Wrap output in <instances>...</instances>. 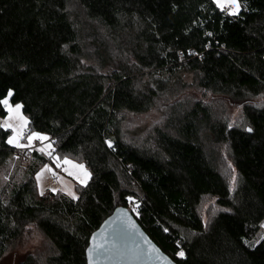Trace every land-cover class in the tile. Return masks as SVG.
Segmentation results:
<instances>
[{"label": "trees", "instance_id": "16d2710c", "mask_svg": "<svg viewBox=\"0 0 264 264\" xmlns=\"http://www.w3.org/2000/svg\"><path fill=\"white\" fill-rule=\"evenodd\" d=\"M240 2L233 14L214 0H0V100L11 91L28 132L54 138L53 153L31 151L22 179L0 182V264L30 224L51 249L10 264H87L91 233L120 205L178 264H264V239L247 236L264 221V99L254 101L264 95V0ZM185 72L242 105L244 125L187 98ZM161 104L148 145L124 137V115ZM10 133L0 125V168ZM223 143L234 188L219 169ZM56 153L91 171L77 196L38 191L35 174ZM204 194L228 209L207 226Z\"/></svg>", "mask_w": 264, "mask_h": 264}, {"label": "rangeland", "instance_id": "374dc122", "mask_svg": "<svg viewBox=\"0 0 264 264\" xmlns=\"http://www.w3.org/2000/svg\"><path fill=\"white\" fill-rule=\"evenodd\" d=\"M239 4L240 7L238 11L241 8L240 0ZM222 8L233 13L231 7L227 3H225ZM183 76L186 80L185 89L187 91V98L200 99L206 102L222 114L223 117L227 118L232 125H244V110L242 105L237 101L231 100L227 95L197 87L194 82V76L190 72H185ZM9 96L10 95L6 98L8 99V104L12 106L13 111L10 112L8 107L4 105L8 114L1 118V125L11 129L9 138H16L17 143H11V145L15 147L12 152V157L6 165L0 168V182L2 186H6L13 178L18 179L24 175V167L32 150L42 149L45 154H51L54 151V147L50 141L51 137L40 133L46 136L47 139L42 140L33 138L29 140L28 138L32 136L33 133H37L34 131L28 132L27 136L23 135L25 130H29V119L23 112L22 104L12 103L9 100ZM263 99L264 95L254 97V101H262ZM17 104L21 106L19 109H15V105ZM164 108L163 104H161L159 107L149 111L140 113L130 112L124 115L122 121V129L125 132L124 137L133 143L148 145L154 128L165 120L164 115H166V113H164ZM219 151V169L232 188H234L237 184L238 172L234 166L228 144L223 143ZM52 158L54 161L53 163L45 164L35 174L39 193L44 194L49 190L53 191V189H55V191L60 190L68 195L77 196L78 189L76 185L86 184L91 177L89 167L84 161H80L71 156H60L56 153L53 154ZM65 160L71 163H65ZM77 164L83 165L84 169L90 173L86 179L83 175V170L73 167V165ZM38 173L40 174L39 179L37 178ZM233 177H235V180H233ZM82 180L85 182L82 183ZM131 202L133 203V201ZM223 210L228 209L220 206L217 201V196L212 194H204L197 205V212L205 226ZM247 236L250 237L249 240L254 243L264 239V221L261 222L259 227L253 232L247 233ZM49 249H51V243L44 232L34 224H30L26 227L23 235L17 239L11 249L8 250L3 262L10 264L15 260L17 255L27 252L35 253L43 257L44 254H47Z\"/></svg>", "mask_w": 264, "mask_h": 264}, {"label": "water", "instance_id": "95a60500", "mask_svg": "<svg viewBox=\"0 0 264 264\" xmlns=\"http://www.w3.org/2000/svg\"><path fill=\"white\" fill-rule=\"evenodd\" d=\"M86 258L87 264H178L122 205L91 233Z\"/></svg>", "mask_w": 264, "mask_h": 264}, {"label": "snow or ice", "instance_id": "6c2138e0", "mask_svg": "<svg viewBox=\"0 0 264 264\" xmlns=\"http://www.w3.org/2000/svg\"><path fill=\"white\" fill-rule=\"evenodd\" d=\"M214 2L221 8L224 6L225 3H227L231 7L233 14H235V12L238 11V9L240 7L239 0H214ZM9 95H11V91L9 92ZM0 104H4L5 106H7L10 112L13 111L12 106L8 104V99L7 98H5L3 100H0ZM20 107L21 106L19 104L15 105V109H19ZM248 130L251 131V129H248ZM33 138H38V139H42V140L43 139H47L46 136H43L40 133H33L32 136H30L28 139L32 140ZM9 143H17V139L13 138V137H10L9 138ZM109 146L111 147V143L110 142H109ZM65 163H71V162L68 161V160H65ZM45 167H47V166H45ZM73 167L83 170V175H84L85 179L90 175V173H88L87 170L84 169L83 165L77 164V165H73ZM39 177H40V174L38 173L37 174V178L39 179ZM233 180H235V177H233ZM81 182L84 183L85 181L82 180ZM53 191H55V189H53ZM129 199L131 200L132 198L129 197ZM177 255L183 256L184 253H183V251H180V252L177 253Z\"/></svg>", "mask_w": 264, "mask_h": 264}, {"label": "built area", "instance_id": "2783aa9c", "mask_svg": "<svg viewBox=\"0 0 264 264\" xmlns=\"http://www.w3.org/2000/svg\"><path fill=\"white\" fill-rule=\"evenodd\" d=\"M23 135H24V136H27V135H28V131L25 130V132L23 133ZM50 141H51V144H53V142H54V138L51 137ZM18 157H19V156H18Z\"/></svg>", "mask_w": 264, "mask_h": 264}]
</instances>
